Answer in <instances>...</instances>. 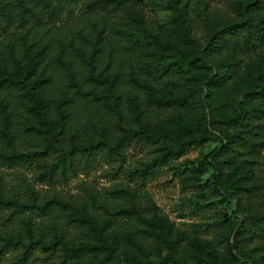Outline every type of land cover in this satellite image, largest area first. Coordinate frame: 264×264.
Here are the masks:
<instances>
[{
  "label": "trees",
  "instance_id": "16d2710c",
  "mask_svg": "<svg viewBox=\"0 0 264 264\" xmlns=\"http://www.w3.org/2000/svg\"><path fill=\"white\" fill-rule=\"evenodd\" d=\"M97 1L110 10L88 13L81 24L61 27L40 24L59 14L61 0H0V161L34 164L36 178L50 183L57 176L67 178L77 165L89 167L100 159L112 176L122 174L128 181L100 192L86 187L78 196L55 189L40 196L29 181L22 192H8L0 175V209L18 222L15 230L0 234V254L19 244L14 264H24L33 245L40 243L56 252L52 264H196L190 262L192 250L181 242L183 231L176 229V237L159 240L158 228L171 232L173 224L146 187L190 143L215 137L217 144L200 166L210 165L214 189L235 200L239 214L232 223L236 242L231 248L247 259L249 250L238 234L245 238V232L255 229L264 235V198L259 207H251L259 181L248 171L264 156V70L252 72L259 89L248 108L191 124L200 130L192 139L181 129L155 135L148 127L150 107L168 108L187 100L182 91L192 74L214 68L217 76L230 77L242 65L251 68L244 55L256 54L264 45V0L240 7L241 22H216L204 36L196 29L203 18L214 15L210 0H195L197 14L187 13L182 0H169L176 26L164 42L146 28L138 0L93 4ZM143 138H167L174 145L129 163L127 146ZM32 212L43 219L39 232ZM198 241L206 246V257L200 259L215 264V245Z\"/></svg>",
  "mask_w": 264,
  "mask_h": 264
},
{
  "label": "rangeland",
  "instance_id": "374dc122",
  "mask_svg": "<svg viewBox=\"0 0 264 264\" xmlns=\"http://www.w3.org/2000/svg\"><path fill=\"white\" fill-rule=\"evenodd\" d=\"M58 3V0H54ZM96 0H61L59 14L47 17L40 24L55 22L57 26L69 27L73 24H81L88 13L103 12L110 10L109 5ZM185 10L189 14L198 13V5L195 0H182ZM251 0H210L209 5L213 7V17L202 19L196 32L200 36L208 34L216 22L228 24L230 22H241L244 15L239 11L240 7L247 6ZM169 0H138L137 5L141 7L147 19L146 28L156 32L161 41H165L168 36L175 32L176 12L169 4ZM215 16V18H214ZM14 23L13 26H15ZM117 28L122 25L116 24ZM130 36H136L133 29H128ZM251 68L243 66L241 70L232 73L230 77L224 74L217 76L214 68L207 69L203 73L192 74L187 77L183 94L186 101L181 104L172 105L168 108L156 107L151 112V124L148 131L158 133L159 130L172 131L181 129L186 138H194L200 130L191 127L206 120H213L222 116L232 115L243 111L250 106L251 98L259 87L255 84L253 71L264 70V45L260 47V52L250 56ZM218 140L208 139L204 144L190 143L186 152L176 160L170 161L163 167L159 176L147 184V190L151 194L154 202L160 211L173 224V230L167 231L165 227L158 228L159 240L163 241L170 236H174V230L183 231L182 243L188 245L190 252V262L196 264H209L206 260H201L205 255L206 246L200 245L198 240L206 244L215 245L213 255L215 264H253L251 257L258 263L264 264V235L257 230L251 229L245 232L244 236L238 234L239 243L249 250V257H244L238 248H231L236 241L232 233V223L238 218V210L235 208V200L229 196H222L213 187L212 168L204 163L205 154L211 150ZM173 144L169 139L160 140H135L127 146V161L131 164L148 159L153 153L162 151L163 145ZM264 154V151H262ZM259 162L248 166V171L257 176L259 181L258 191L251 207H259L264 194V156L259 158ZM105 161L97 159L89 167L77 165L74 173L67 178L57 176L52 182L40 181L36 178L37 169L34 164L27 161H20L13 165H8L0 161V175L3 177L8 192H22L24 182L29 181L34 185L40 196L47 190L55 189L65 196L82 195L84 188L102 191L105 187L115 183L127 182L128 179L122 174L112 176ZM251 198L245 197L248 203ZM32 219L37 224L36 231L41 227L38 225L42 217L35 212ZM18 226L16 218L9 217L7 211L0 209V234L5 230H15ZM74 232L73 228L69 229ZM181 234V232H179ZM51 237V236H50ZM49 236L47 239L50 238ZM26 240V238L24 239ZM239 245V248L240 246ZM238 246V245H237ZM21 246L11 244L6 246L0 254V264H14L17 255L20 254ZM166 250L162 252L165 254ZM251 256V257H250ZM56 252L45 249L40 243L34 244L32 252L24 264H52L56 262Z\"/></svg>",
  "mask_w": 264,
  "mask_h": 264
}]
</instances>
